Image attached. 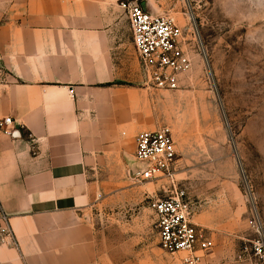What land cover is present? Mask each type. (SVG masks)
<instances>
[{"label": "crops", "instance_id": "0c3cea01", "mask_svg": "<svg viewBox=\"0 0 264 264\" xmlns=\"http://www.w3.org/2000/svg\"><path fill=\"white\" fill-rule=\"evenodd\" d=\"M120 1L0 0V121L20 135L0 129V217L14 235L0 264H184L160 248L149 207L164 186L139 175L137 138L163 128L161 101ZM140 1L154 15L178 8ZM188 198L212 252L220 227Z\"/></svg>", "mask_w": 264, "mask_h": 264}, {"label": "rangeland", "instance_id": "374dc122", "mask_svg": "<svg viewBox=\"0 0 264 264\" xmlns=\"http://www.w3.org/2000/svg\"><path fill=\"white\" fill-rule=\"evenodd\" d=\"M177 5L171 16L190 38L192 70L176 91L156 90L161 127L171 131L181 160L176 184L211 212L223 234L204 258L264 264V0Z\"/></svg>", "mask_w": 264, "mask_h": 264}, {"label": "built area", "instance_id": "2783aa9c", "mask_svg": "<svg viewBox=\"0 0 264 264\" xmlns=\"http://www.w3.org/2000/svg\"><path fill=\"white\" fill-rule=\"evenodd\" d=\"M119 8L126 15L133 35V44L144 79L159 91L173 92L179 88L180 77L192 70L185 29L170 14L154 15L146 12L140 0H122ZM196 40V39H195ZM10 118L0 121V129L8 136L19 137L10 128ZM136 161L142 165V181L167 180L163 198L150 200L160 238V248L167 254H186L184 264H201L213 248L205 233L192 224L193 205L188 193L175 180L177 151L168 128L141 133L137 138ZM14 245V235L6 216L0 217V246Z\"/></svg>", "mask_w": 264, "mask_h": 264}]
</instances>
